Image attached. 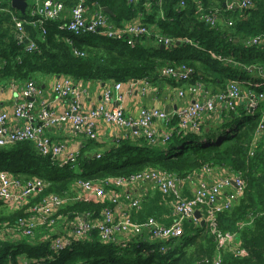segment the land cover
<instances>
[{"label": "trees", "instance_id": "obj_1", "mask_svg": "<svg viewBox=\"0 0 264 264\" xmlns=\"http://www.w3.org/2000/svg\"><path fill=\"white\" fill-rule=\"evenodd\" d=\"M105 1L96 0V3L113 12L116 6ZM194 1L189 0L185 8H179L174 15L179 19L177 29H172V33L183 32L179 41H193L175 46V49H190L191 56L189 59L178 58V55L174 62L192 69L193 82H206V73L217 75L222 91L229 80L257 81L258 71L264 68V0L248 11L244 19L224 30H220L219 25L210 28L200 21L196 17ZM175 2L171 0V4ZM203 9L205 12L212 10L206 9L205 3ZM219 11L220 18L226 19V14ZM52 23L46 26L45 35L38 32L37 51L27 54L21 49L12 50L13 56H19L5 60L7 65L1 70L2 77L30 80L35 73H43L69 75L75 81L115 80L123 83L144 77L154 80L173 57L167 49L160 50L155 46L153 50H146L139 41L130 47L122 40L108 39L101 33L72 37L57 30L58 21ZM190 27L195 32H190ZM253 37H259L261 43L245 47V41ZM66 38L71 44L65 41ZM73 49L84 53V57H75ZM201 69L204 74L199 75ZM216 81L212 82L216 84ZM256 92L264 95V87ZM244 105L237 106L234 112L222 111V117L210 121L200 135L174 132L166 145L149 146L142 139H119L96 159L93 157L94 153L98 154L95 149L105 145L97 140L85 141L74 166L58 167L48 158L39 156L30 143L0 148V171L21 181L36 177L47 183L43 192L31 200L32 205L48 194H73L78 180L100 181L133 175L149 168L183 178L204 165L224 167L229 173L240 174L246 185L237 203L216 215L215 229L222 234L235 233L244 255L235 256L230 249L223 250L220 264H264V125L258 130L264 119V100L252 115L246 113ZM203 140L208 144L205 145ZM100 208L92 202H74L66 205L59 214L70 218L73 213L99 212ZM25 216L23 209L10 210L0 202V229L3 225L14 227L18 219ZM191 227L187 221L184 223L183 236L164 256L157 252L145 254L154 249L153 243L144 244L137 238L131 239L126 248L103 244L96 232H92L88 240L54 254L46 243L39 242L43 231L49 233L48 229L40 228L36 230L37 239L33 242L25 238L0 242V264H20V258L27 261L41 259L45 264H211L216 253L214 236L204 223Z\"/></svg>", "mask_w": 264, "mask_h": 264}, {"label": "built area", "instance_id": "obj_2", "mask_svg": "<svg viewBox=\"0 0 264 264\" xmlns=\"http://www.w3.org/2000/svg\"><path fill=\"white\" fill-rule=\"evenodd\" d=\"M36 1L39 4L31 13L30 19L23 20L9 14L19 43H23L25 39V25H39L43 36L46 34L44 23L59 21L64 10L63 3L59 1ZM137 1L127 0V3L131 5ZM93 6L94 12L87 18L81 2L73 5L67 23H59L57 30L72 37L101 33L108 39L122 40L130 47H134L136 42L142 39H152L155 46L166 48L180 42L193 43L189 39H182L175 43L174 39L157 34L144 24L117 27L96 2ZM185 6V0L178 1L180 9H184ZM196 6L200 21L214 28L220 18L218 11L205 12L199 1ZM225 6L231 12L237 11L245 15L254 8V3L253 0H232ZM227 25L231 27L232 22H228ZM65 41L71 44L69 38ZM260 43L259 37H253L247 39L244 46L250 47ZM35 51H37L35 42H29L24 47V52L27 54ZM73 55L84 57V53L75 49H73ZM258 74L261 82L257 85L264 86V69L260 68ZM192 75V69L183 63L162 68L158 79L165 78L176 85L187 83V86L183 88L176 87L175 93L181 99L189 96V103L171 112L142 108L137 119L127 117L119 105L110 107L111 103L119 104L122 100V96L118 95L123 85L121 82H114L111 86L104 87L98 105L88 112H81L77 99L87 95V91L77 86L72 77L62 75L61 80L54 84L52 93L55 98L65 100L67 108L62 114L57 115L49 111L43 100L37 103L36 99L40 91L37 84L30 79L21 87L20 96L15 100L12 110L13 121H23V125L11 129L8 124V115L0 113V148L30 143L39 156L48 158L53 164L57 163L58 167L74 166L79 152H67L65 143L54 142L49 137L48 131L70 124L85 141H95L98 140L96 123L102 121L110 128L124 131L123 140L142 139L149 146H161L170 141L174 132L181 135H200L208 124L209 118L219 107L234 112L237 102L244 101L246 113L252 115L259 103L264 100V95L257 93L256 90L244 94L239 86L253 84L239 80L230 81L225 91L207 97L204 95L206 89L202 83L198 81L194 84L189 83ZM127 84L138 86L137 90L141 96L156 92L151 79L146 77L130 79ZM114 93H116L115 96ZM173 120L175 125L171 126ZM154 122L161 123V130L153 126ZM263 125L264 119L261 120L258 130H261ZM203 142L205 145L208 144L205 140ZM94 157L99 159L100 154ZM58 158L60 162L57 161ZM214 170H220L224 175L213 183L196 180V177L208 176ZM143 184L153 185L166 198L172 219L170 224L162 225L153 218H148L141 223L133 220L131 211H139L142 201L140 197L128 193V189H136ZM191 184L195 185L192 187ZM75 185L76 191L73 194H48L30 205L31 200L43 192L47 183L36 177L19 181L6 171H0V202L10 210L23 209L26 215L19 218L14 227L2 226L0 242H15L21 238L33 242L37 239L36 230L45 228L49 233L43 235L41 241L46 243L48 249L54 254H59L75 243L88 240L91 233L96 232L103 244L126 248L128 243L132 242L131 239L137 238L144 244L153 243L154 249L145 251V254L157 252L164 256L171 252L178 239L183 236L184 223L191 221L194 228L202 223L206 224L211 235L214 236L216 253L211 264H220L223 250L230 249L235 256L244 255L240 245L236 246L238 239L235 233L222 234L215 229L216 215L230 210L242 196L246 185L240 174L229 173L224 167L204 165L183 178L167 171L149 168L133 175L111 177L100 181L78 180ZM185 185L189 187V196L183 193ZM124 191L125 193L122 194ZM74 202H92L99 204L101 208L99 212L73 213L70 218L59 214L66 205ZM197 211L200 213V218L194 216ZM59 223L64 227L60 234L56 233ZM48 259L50 260V257ZM22 264H45V260L35 259Z\"/></svg>", "mask_w": 264, "mask_h": 264}, {"label": "crops", "instance_id": "obj_3", "mask_svg": "<svg viewBox=\"0 0 264 264\" xmlns=\"http://www.w3.org/2000/svg\"><path fill=\"white\" fill-rule=\"evenodd\" d=\"M62 2L64 5V10L61 14L60 20L58 21L60 24L67 23L69 19L70 9L73 5L77 4L78 2H81L83 4L85 15L87 18L91 17L94 12V6L93 3L96 2V0H55ZM139 1V0H138ZM136 2L134 4H128L127 0H106L108 4L115 5L116 9L112 12L107 6H102L103 12L107 15L109 20L116 25L117 27H122L123 25H129V24H144L148 26V28L159 34V35H165L167 37H170L174 39L175 43L180 42L178 37H182L183 32H180L178 35H175L172 33V29H177V19L178 17H175L174 15L179 12L178 2L174 4H171V0L165 1L164 3L160 4L159 0H141L140 2ZM189 0H186V3H188ZM204 3L206 5V9H212L217 10L220 16V9L221 12H224L223 14H226V19L218 18L217 25L220 28V30H224L228 27L227 23L232 22L233 24L241 19H244L245 15L243 13L239 12H231L227 10L225 4L232 1V0H195V13L196 17L199 15L197 13V2ZM262 0H253L254 7ZM24 5L16 8L12 6L11 0H0V113H6L8 115V124L10 125L11 129H15L17 127H21L23 125V121H13L12 118V110L14 106L15 100L20 96V90L21 87L24 85L26 81L29 79H18L17 77H2V69L7 65L5 60H8L9 58L19 55H14L12 53L13 49H21L24 50L25 45H27L29 42H36L38 37V32H41L39 25H25L24 26V40L23 43L18 42V35L16 34L14 25L10 22V16L9 14H13L19 19L27 20L31 18V13L33 10L36 9L37 5L39 4L36 0H24ZM104 9L108 10L107 13L104 11ZM211 10V11H212ZM228 13V14H227ZM230 13V15H229ZM200 20V19H199ZM54 24L52 22H46L44 23V28L46 29L47 25ZM51 29V28H50ZM190 32H195L192 27L189 28ZM197 32V31H196ZM197 34V33H196ZM42 35V32H41ZM174 35V36H173ZM176 37V38H175ZM234 43H237V40H234ZM139 45L146 49V50H153L155 47V44L152 39H142L139 40ZM175 46H178V44H174L169 48L160 46V50L167 49L168 54L172 55L173 57L169 58L171 62L166 63L165 66H168L169 63L172 65H177V62L175 61V58L179 57H187L190 59L191 53L190 49H184V47H180V49H175ZM157 47V46H156ZM169 49V50H168ZM173 49V50H172ZM177 51H180V53H177ZM187 51V53H185ZM175 56V57H174ZM179 64V63H178ZM181 64V63H180ZM164 66V67H165ZM162 67V68H164ZM161 68V69H162ZM262 68V67H261ZM264 69V68H263ZM200 73L204 74L203 69L199 71ZM63 74H43V73H35L30 77L33 78L32 80L37 84L38 90L40 91L39 97H37L36 101L37 103L41 100L46 103L47 108L49 111L53 112L54 114H62L67 106L66 102L63 99L55 98L52 89L54 84L57 81H60ZM67 77H71L69 75H65ZM202 78V77H201ZM204 78H206V82H202L206 89V95L207 97H210L212 95L218 94L220 92H223L221 89V81L217 77V75L206 73L204 74ZM217 79L216 84L212 81ZM240 78H237L235 80H239ZM194 81V79H192ZM75 81V79H74ZM190 81V84H194L197 81L193 82ZM254 81V80H253ZM251 82L253 85H241L239 86L241 91L244 94H247L248 92L252 90H258L263 88V86L258 87V83L261 82V79L258 75V80L255 82ZM77 86L85 89L87 91V95H82L77 99V103L79 106V110L81 112H88L90 109H93L95 106L98 105L102 89L106 86H111L115 81L111 80H80L75 81ZM230 80L225 82L224 88L228 87ZM122 88L118 95L122 96V100L119 104L117 103H111L110 107L120 106L124 114L127 117H130L132 119H137L139 116V111L142 108L146 109H155L160 110L164 112H171L176 108L185 106L189 103V96H186L185 98H178L176 96V87L177 88H183L187 86V83H183L181 85H176L175 83H172L168 81L165 78L161 79H151V84L153 85L156 92L148 93L146 96H141L137 90L138 86H130L127 84V82L122 83ZM257 85V86H254ZM224 90V91H225ZM116 93H114V96ZM244 101H238L237 106L240 107L241 104H243ZM222 111H225L227 113V110L224 109V107H219L215 111V113L212 115L211 118H209L208 122L213 121L214 119H219L222 117ZM229 112V111H228ZM153 126L161 130V123L154 122ZM96 133H97V141L105 147H99L95 149L98 154H100L105 148H110L111 145H116L119 139H122L125 132L122 130H115L113 128L108 127L105 125L102 121H98L96 123ZM49 137L54 142H60L65 143L67 152H75L82 150L83 143L85 142V139L76 133V131L71 127L70 124H65L62 127H59L57 129H52L51 131H48ZM96 153L93 154V157ZM58 162H60V158L57 159ZM222 171L220 170H214L212 173H210L208 176H199L196 177V180H203L207 183H213L214 180L218 179L219 177L223 176ZM195 184H191L193 187ZM122 192V194H124ZM128 193H131L133 196L140 197L142 203H141V209L137 212L131 211V217L136 222H144L148 218L155 219L158 223L162 225H168L171 222L170 217V207L166 203V198L162 196L159 191L151 184H143L140 186H137L136 189H128ZM183 193L184 195L189 196V187L185 185L183 187ZM188 224H191V221H187ZM191 228H194L192 225ZM64 227L59 224L56 228V233L60 234L63 232ZM57 234V235H58ZM44 235V234H43ZM39 238V242L41 241L42 236ZM240 245V240L236 241V246L238 247ZM27 260H23L20 258L19 263L22 264L26 262Z\"/></svg>", "mask_w": 264, "mask_h": 264}, {"label": "water", "instance_id": "obj_4", "mask_svg": "<svg viewBox=\"0 0 264 264\" xmlns=\"http://www.w3.org/2000/svg\"><path fill=\"white\" fill-rule=\"evenodd\" d=\"M11 2H12V6L16 8H19L24 5L23 3L24 0H11ZM104 11L107 13L108 10L104 9ZM194 216L195 218H200V213L197 211L195 212Z\"/></svg>", "mask_w": 264, "mask_h": 264}, {"label": "rangeland", "instance_id": "obj_5", "mask_svg": "<svg viewBox=\"0 0 264 264\" xmlns=\"http://www.w3.org/2000/svg\"><path fill=\"white\" fill-rule=\"evenodd\" d=\"M111 81H115V80H111ZM125 82H127V81H125ZM263 87H264V86H263ZM54 164L58 165L57 163H54ZM161 171H162V170H161ZM17 179H18V178H17ZM18 180H19V179H18ZM19 181H21V179H20ZM24 181H25V180H24ZM191 226H192V223H191ZM43 232H44V233H43L44 235H46V234H47V231H46V230H45V231H43ZM43 234H42V235H43ZM35 235H36V234H35Z\"/></svg>", "mask_w": 264, "mask_h": 264}]
</instances>
